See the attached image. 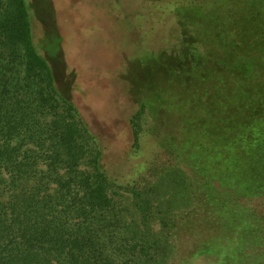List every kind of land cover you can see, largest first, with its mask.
Instances as JSON below:
<instances>
[{
	"label": "trees",
	"instance_id": "trees-1",
	"mask_svg": "<svg viewBox=\"0 0 264 264\" xmlns=\"http://www.w3.org/2000/svg\"><path fill=\"white\" fill-rule=\"evenodd\" d=\"M160 1L183 20L174 44L141 67L156 88L129 118L133 147L140 117L154 108L171 131L158 144L188 154L204 177L197 188L224 194L217 219L230 216L242 233L251 227L264 238V202L260 212L250 203L264 200V0H143ZM35 9L0 0V264H122L101 234L112 206L102 149L68 99L73 80L57 84L50 60L60 47L41 50L34 39ZM43 110L54 118L44 121ZM88 140L93 169L82 170Z\"/></svg>",
	"mask_w": 264,
	"mask_h": 264
},
{
	"label": "rangeland",
	"instance_id": "rangeland-1",
	"mask_svg": "<svg viewBox=\"0 0 264 264\" xmlns=\"http://www.w3.org/2000/svg\"><path fill=\"white\" fill-rule=\"evenodd\" d=\"M30 1L36 7L34 39L41 50L46 44L50 50L60 47L50 60L57 84L64 88L68 78L73 80L68 99L103 152L112 200L101 232L108 253L122 264H138L143 256L148 264H264V238H254L251 227L242 233L230 216L217 219L216 202L224 194L197 188L203 176L188 154L158 144L171 131L154 108L140 117V147H133L129 118L156 88L140 78L141 67L151 51L168 50L180 33L173 31L180 16L172 13L173 2L48 0L43 6L42 0ZM182 29L189 30L186 24ZM42 108L36 106L39 112ZM51 116L45 110L41 114L44 121ZM87 142L88 153L78 165L82 170L93 169L89 159L95 145ZM263 202L250 200L252 205ZM132 241L137 242L134 249Z\"/></svg>",
	"mask_w": 264,
	"mask_h": 264
}]
</instances>
